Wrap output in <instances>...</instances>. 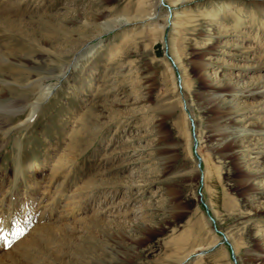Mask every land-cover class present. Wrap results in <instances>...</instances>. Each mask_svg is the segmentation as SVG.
I'll use <instances>...</instances> for the list:
<instances>
[{
  "label": "rangeland",
  "instance_id": "1",
  "mask_svg": "<svg viewBox=\"0 0 264 264\" xmlns=\"http://www.w3.org/2000/svg\"><path fill=\"white\" fill-rule=\"evenodd\" d=\"M20 202L0 264L36 222L66 242L25 264H264V0H0V219Z\"/></svg>",
  "mask_w": 264,
  "mask_h": 264
},
{
  "label": "bare ground",
  "instance_id": "2",
  "mask_svg": "<svg viewBox=\"0 0 264 264\" xmlns=\"http://www.w3.org/2000/svg\"><path fill=\"white\" fill-rule=\"evenodd\" d=\"M6 23H7L6 26L8 28H10V30H15V31H17L19 33H22L25 36H29L28 32H26L28 30L25 31L22 26H20L18 24H14L15 22L6 20ZM49 30L54 31L55 29L51 28ZM32 31H33V36L36 35V34L39 35L37 33L36 29L32 28ZM26 39H28V38H26ZM91 52H92V48L89 49L88 51L84 52L83 54L80 52L78 55H76L77 57L75 58L74 65H73L74 68L75 69L79 68L80 67V60H82V59L84 60L85 58H87L90 55ZM16 78H21V77H16ZM24 94H27V93L26 92L17 93V95H19V96H22ZM77 149H79V148L78 147H74V146L69 148L68 152L63 156V158H61V161L59 162L60 164L57 165V166L55 165V167H56L55 169H57V171L54 170V173L56 172V174H58L60 171H62L61 169H63V168H61V167H64L63 165H66L68 162H70V164H72L74 162V160H76V156H77L76 151H77ZM105 183L106 182L104 180H101L99 182V180H96L94 178H92L89 181V184H91L90 186H96V185L100 186V185L105 184ZM87 186H88V183H86V186H84V187H87ZM70 198L72 199L73 197L70 196ZM69 206H70V204H69ZM69 208L72 210L71 206ZM21 210H23V211H21ZM25 213H27V212L22 208V203L21 202L18 203V204L15 203V204H13V207L10 208L9 216L6 215L5 219H0V237H1L0 244H2L4 241H8L11 238V231H10L9 224H8L9 217L11 216V218H14V217L16 218L19 215H22V216H24L23 219L24 218L26 219ZM76 214H78L77 211H74V212L71 211L70 212V216H72V217L75 216ZM30 219H32V217ZM34 221H33V223H35ZM63 225L64 224L54 225L52 223H46V222L39 223V222H36L34 224V227L31 228V230L29 231V233H31V234L24 235L21 238V240L17 241L16 245H19V247L21 245L22 248H23V252H22L21 255L25 256V258H26V260H23V261L22 260H17V262H21V263H17V264H25L24 262L27 261V258L29 260H35L37 258L36 254L40 253L44 249H46L49 244H52L55 241V239H58V241H61L62 243H65L66 242L65 241L66 236H65V229H64ZM12 234H13V232H12ZM19 250H21V247H20ZM19 250L17 251V253H9L10 254V259L14 260L17 257V254H18Z\"/></svg>",
  "mask_w": 264,
  "mask_h": 264
}]
</instances>
